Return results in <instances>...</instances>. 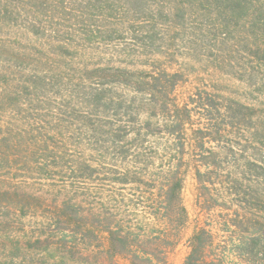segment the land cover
Masks as SVG:
<instances>
[{
	"label": "rangeland",
	"instance_id": "1",
	"mask_svg": "<svg viewBox=\"0 0 264 264\" xmlns=\"http://www.w3.org/2000/svg\"><path fill=\"white\" fill-rule=\"evenodd\" d=\"M133 3L0 0V139H10L17 146L11 151L15 159L25 163L21 173L20 165L0 170V264H126L104 253L98 240L109 209L121 226L146 230L140 222H149V210L135 205L151 184L112 179L123 180L127 168L143 172L137 154L152 158L149 174L163 178L172 163L178 165L175 177L182 179L184 227H152L177 242L167 250L168 264L184 263L197 229L223 224L236 210L243 214L237 200L247 198L246 215L264 224V53L253 48L264 49L262 33L252 43L241 28L227 39L207 25L183 28L177 20L169 29L152 30L144 17L126 13ZM5 5L9 13L2 12ZM97 70H121L123 77L115 82ZM163 71L178 77L174 91L161 101L119 85L114 90L125 99L122 104L104 107L90 98L109 80L137 83L138 77L151 80ZM199 97L211 104L210 115L198 108ZM97 112L116 115L114 122L132 131L119 148L96 130V123L105 122ZM65 162L86 164L85 179L71 180ZM115 162L114 177L107 165ZM45 164L50 167L44 169ZM68 198L80 207L69 208L68 215L79 220L80 211L81 218L72 230L84 237L72 239L69 233L57 244L55 230L65 225L54 221L68 219L60 210Z\"/></svg>",
	"mask_w": 264,
	"mask_h": 264
},
{
	"label": "trees",
	"instance_id": "2",
	"mask_svg": "<svg viewBox=\"0 0 264 264\" xmlns=\"http://www.w3.org/2000/svg\"><path fill=\"white\" fill-rule=\"evenodd\" d=\"M134 9H126V13L133 12L138 15V18L144 17L148 22L152 30L158 27L170 28L169 22L171 20L178 21L181 23L183 28L194 27L200 28L203 25H207L209 32H218L221 37L230 39L233 35L232 30L241 28L242 31L248 32L252 35L253 42H258V34L262 33L264 37V0H133ZM141 9V10H138ZM8 12V8H5L2 12ZM1 13V12H0ZM164 20V24H160L159 20ZM189 24L185 26V22ZM176 29L175 31H178ZM241 34L243 32H240ZM264 46V44H263ZM259 52L264 53V49L259 46H254ZM264 63V59H261ZM103 70L101 73L97 70L101 77H111L117 82L118 78L123 77V71L117 70L109 74L111 70ZM161 77H155L149 80L148 77H144L147 80L138 77L137 83L130 84H117L112 80L107 81L108 84H100L95 90H92L89 95L95 102H101L104 107H110L114 102L124 103V98L118 92H115L114 88L118 87L121 89L132 88L134 94L145 95L150 101L155 103L161 101V98L169 96L175 89V82L177 81L176 75H170L166 72H162ZM143 79V80H142ZM142 81V82H141ZM199 96V95H198ZM201 96V95H200ZM198 108L207 111H212V106L208 100H204L199 97ZM230 108V106H228ZM101 115L105 122H98L95 124L96 130L101 132L102 136H106L107 142H112L115 148H119L118 145L124 142L128 134L121 129L119 121L114 122L116 115L109 116L110 112H97ZM209 119V118H208ZM210 121V120H209ZM185 124V121H180ZM215 124H211V128H214ZM180 127L179 124L175 126ZM169 131L170 128L168 129ZM177 132V131H176ZM134 134H131V136ZM13 140V139H12ZM10 139H0V170L14 171L15 165H20L19 169H16L19 173L23 170L25 163L21 160L15 159V153L12 154L13 149H17V146L10 145ZM138 141L137 137L131 140L133 146ZM180 143V142H179ZM176 146V144H174ZM174 147V146H172ZM136 148V147H135ZM178 148V147H177ZM18 152V151H17ZM116 153V152H115ZM114 153V154H115ZM20 157L23 156L22 151ZM264 154V152H263ZM17 155V156H18ZM11 157V158H10ZM139 162L143 167V172H132L127 168L125 173L122 175L123 180L112 178L115 183H127L130 179L134 180V183L151 184L149 190L145 192L143 201L135 205L139 207L143 205L144 209H148L150 215L149 222H140L143 229L140 232H135L130 226H121V222L114 217L112 210L109 209L106 214V218L103 220V231L100 233L104 237H100L98 240V246L103 249L102 251L107 254H112V257L117 259L121 257L126 264H168L167 250L169 252L175 249L176 241L170 239L168 235H159L154 232L152 227H156L157 224L167 228L173 226L179 231L184 227L186 223V210L181 204L180 192L182 190V179L176 178L178 171V165L168 164V170L165 177H159L154 174H149L147 168L151 167V157L146 155L137 154ZM119 156H117L118 160ZM141 158V159H140ZM125 159V158H123ZM137 159V158H136ZM264 160V158H263ZM20 163V164H19ZM114 163V162H112ZM121 164V162H119ZM41 164H38L39 167ZM57 165V164H54ZM114 164L107 165V171L110 175L116 176V166ZM149 165V166H148ZM50 166L43 165L44 169H48ZM58 167V166H54ZM73 176L71 180H84V170H86V164L64 163ZM76 169L80 170L82 174L76 175ZM176 172V173H175ZM44 173L48 176L56 175L55 173L46 170ZM121 175V174H119ZM196 175L199 177L200 174L197 171ZM146 176H151L153 180L151 183L145 182ZM124 181V182H122ZM131 183V182H128ZM156 184H160V187L156 189ZM156 189V190H155ZM236 195V194H235ZM238 195V194H237ZM246 199V200H245ZM137 200V201H138ZM247 198L241 201L237 200L238 209L242 211L240 214L237 210L234 212L233 218H225L223 224L218 226L207 225L206 227L199 228L190 237L188 241V254L183 264H264V224L261 223L260 218L249 217L246 215L245 203ZM60 208L63 215L68 216V219L56 216L54 223L56 225L63 224L65 228L59 227L56 231V237L58 236V243H64L65 239L70 233L72 239L76 238L79 234L84 237L80 231L72 230L74 222L81 220L78 212V219L75 220L76 216L68 215L69 208H80L78 204L72 202V199L68 198L61 203ZM128 207V206H127ZM136 212L139 210H135ZM152 211V212H151ZM138 213V212H137ZM260 220V221H259ZM128 222H132L128 219ZM264 222V220H263ZM129 225V224H128ZM144 226V227H143ZM53 231V230H49ZM222 234V235H221ZM46 237H48L46 235ZM51 237V236H50ZM79 239H83V238ZM76 242V241H75ZM144 245H148L144 248ZM66 250L67 248H63ZM140 249H147L142 251ZM155 249H158L155 254ZM159 255H162L159 256ZM116 264V260L113 261Z\"/></svg>",
	"mask_w": 264,
	"mask_h": 264
}]
</instances>
